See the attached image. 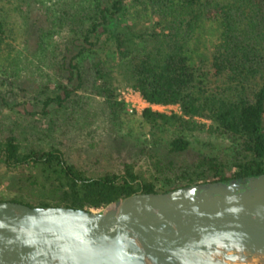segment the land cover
<instances>
[{
	"label": "trees",
	"instance_id": "obj_1",
	"mask_svg": "<svg viewBox=\"0 0 264 264\" xmlns=\"http://www.w3.org/2000/svg\"><path fill=\"white\" fill-rule=\"evenodd\" d=\"M30 1L0 5V51L11 35L9 14L14 9L21 15ZM43 13L35 41L44 50L45 77L32 108H23L29 120L12 119L0 134V163L19 168L18 179L33 192L9 200L96 209L137 190L264 172V0H49ZM9 52L0 58L16 60ZM124 85L148 103L178 107L170 113L140 110L150 146L166 127L173 129L168 152L188 146L183 130L203 128L228 142L213 150L204 141L209 150L179 169L149 152L117 172L88 175L59 140L45 145L29 138L43 141L46 129L63 124L60 131L79 150L88 127L117 117L123 103L116 93ZM92 96L107 113L92 105Z\"/></svg>",
	"mask_w": 264,
	"mask_h": 264
},
{
	"label": "water",
	"instance_id": "obj_2",
	"mask_svg": "<svg viewBox=\"0 0 264 264\" xmlns=\"http://www.w3.org/2000/svg\"><path fill=\"white\" fill-rule=\"evenodd\" d=\"M0 264H264V172L96 209L0 200Z\"/></svg>",
	"mask_w": 264,
	"mask_h": 264
},
{
	"label": "rangeland",
	"instance_id": "obj_3",
	"mask_svg": "<svg viewBox=\"0 0 264 264\" xmlns=\"http://www.w3.org/2000/svg\"><path fill=\"white\" fill-rule=\"evenodd\" d=\"M8 1L0 0V5L5 2L7 7L6 2ZM12 1L16 4L21 0ZM47 3L49 0H32L27 8L23 4L21 15L14 9L9 14L8 29L11 35L7 38V42L13 48L10 49L8 44L3 45L0 57L4 52L11 50L9 54L16 56V60L0 58V98L4 100L5 104L0 99V134L7 132L12 119L18 118L20 122H23V118H27L24 110L32 108L34 90L45 77L43 73L47 69L45 64L40 62L44 50L40 46L37 47L35 38L37 37L36 27L43 22V8ZM11 71L15 73L14 76L11 75ZM121 87L123 86H120L116 93L118 101H120L118 90ZM91 99L94 107L107 113V108L102 104L100 98L92 96ZM173 108L176 109L175 106H172L166 108V111H173ZM194 118L205 126L210 122L204 117ZM62 125H51V130L44 127L43 129L47 131L46 139L43 141L42 138H36L34 134H28L29 138L35 139L39 143L43 142L45 145L52 144L53 140H59L61 146L67 150L69 160H72L88 175H96L106 170L117 172L123 162L132 161L137 157L142 159L149 152L154 153L162 160L170 161L172 168L179 169L196 158L198 153L209 150L203 144L204 141H210L215 146L212 148L213 150L220 144L228 142L226 138L210 134L203 128L183 130L181 133L189 141L188 146L177 153L168 152L166 144L169 137L172 136L173 129L166 127L158 132L157 143L150 146L148 125L141 119L140 111L128 112L124 103L115 119L104 124L98 122L92 124L83 132L84 139L81 141L79 150L71 141L70 136L64 134V131H60L66 127ZM134 170H137L136 166ZM26 171L27 169H24V172ZM20 174L19 168L5 167L0 163V200H9L11 197L19 196L24 199V197H29L26 194L33 192V186L29 185L25 178L18 179L17 176Z\"/></svg>",
	"mask_w": 264,
	"mask_h": 264
},
{
	"label": "built area",
	"instance_id": "obj_4",
	"mask_svg": "<svg viewBox=\"0 0 264 264\" xmlns=\"http://www.w3.org/2000/svg\"><path fill=\"white\" fill-rule=\"evenodd\" d=\"M118 99L126 105V110L128 112H132L134 110L140 111L144 106H148L152 110L165 113L178 112L176 104L148 103L144 101L138 91L129 86H123L118 90ZM172 106H175L176 109L173 108V111L170 112L166 111V108H171Z\"/></svg>",
	"mask_w": 264,
	"mask_h": 264
}]
</instances>
